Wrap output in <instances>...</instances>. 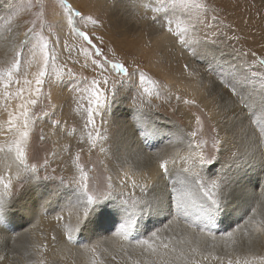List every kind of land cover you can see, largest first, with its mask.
Segmentation results:
<instances>
[{"label":"rangeland","instance_id":"rangeland-1","mask_svg":"<svg viewBox=\"0 0 264 264\" xmlns=\"http://www.w3.org/2000/svg\"><path fill=\"white\" fill-rule=\"evenodd\" d=\"M75 1L0 0V81L13 93L41 70L44 42L49 54L41 92L31 96L37 103L29 107L25 159L14 163L19 174L0 214V264H264V202L251 208L247 222V214L224 221L228 211L249 204L240 196L243 185L254 176L264 181V0ZM79 32L91 37L92 46ZM97 59L120 62L130 73L142 70L145 81L137 73L118 83L93 127L87 123L85 89L99 78ZM105 68L110 83L124 79L109 64ZM159 132L190 149L199 145L202 158L211 162L190 159L188 172L169 165L149 186L140 181L134 188L118 177L125 167L145 165L140 151L130 154L131 142ZM2 148L1 159L9 152ZM78 165L88 175L89 193L110 199L74 226L71 220H84L86 206L78 199ZM192 173L208 188L212 181L220 184L213 189L222 198L214 219L203 211L207 197L192 183ZM162 185L170 194L162 195ZM124 200L136 221L128 238L117 234ZM173 203V216L168 211L169 217L151 222ZM45 217L53 221L43 223ZM103 221L109 226L96 233Z\"/></svg>","mask_w":264,"mask_h":264},{"label":"bare ground","instance_id":"bare-ground-1","mask_svg":"<svg viewBox=\"0 0 264 264\" xmlns=\"http://www.w3.org/2000/svg\"><path fill=\"white\" fill-rule=\"evenodd\" d=\"M72 4L76 3L75 0H71ZM120 2V1H119ZM120 4V3H119ZM77 5V4H76ZM85 10V8H84ZM90 10V9H89ZM86 11V10H85ZM35 78H36V75L30 73L29 74V77H28V80H31L32 81V84L31 85H25L24 82H22L20 84V86L15 89L12 93V90H10L7 86V83H3L2 81H0V125H2V127H0V151L3 149L2 147L4 146L5 150H8V154L3 158L1 159L0 158V177H3L4 181L7 183V182H11V187H12V183H13V180L17 177V175L19 174L18 171H16V167L14 165V163L16 162V160H18L17 156H16V152H15V148L13 147L11 150H9L8 148V145H12L13 142L15 141V139L17 138V136H14L12 133H9L7 131V121H8V118H9V112H11L14 116H19V113L21 111V109L19 108V105L21 103H23L25 100H29L31 99V96L34 94V93H31L29 91V89L31 88H35L36 87V84H35ZM181 83H184V81H182ZM182 86H184L186 89H190L191 91H193L194 93H197V90L195 87L191 86V84L189 82H185L184 84H182ZM20 88H23L25 89L24 93L22 94V96H19L17 95V90L20 89ZM197 98V97H196ZM202 100V99H201ZM29 107H30V104L28 105V112H29ZM20 120H23V117H20ZM30 130V125L28 127V132ZM158 130V129H157ZM139 133V132H138ZM141 133V132H140ZM165 133V132H164ZM174 133V132H172ZM152 134V133H151ZM137 135V133H136ZM177 135V134H176ZM144 133H142L139 138L142 139V140H139V138L136 136H134V140H136V142H134V140H132V144L130 145L129 149H130V154H131V151L132 153H134V151H140L141 154L143 155V157L141 159L144 160V163L145 165L141 166V167H136V169H132L129 170L127 169V167L123 168V171L122 173L118 176V177H123L126 182L128 181V183L130 184H133V182L135 183H138L140 184V181H143L145 184H148L147 182L153 180L157 174H159L161 172V168H160V163L161 161L163 160H168L169 163H168V166L169 165H172V169H174V167H176V169L178 168H183L184 170L187 169V165L186 162H189L190 159H193V158H198L200 159L202 157V151L199 147H195L194 149H190L189 147H187V145L184 146L183 143H181V140L177 141L178 139H176L174 141L175 138H170L172 139V141H170V139L166 140L165 138L166 137H169L168 135L166 134H160L157 133L156 135L152 136L150 135V137H146V139H144ZM179 137V136H178ZM130 138V137H129ZM146 140V141H145ZM141 143H140V142ZM138 144L140 146H138ZM146 147V148H150V149H142V146L143 145ZM156 145V146H155ZM127 149V150H129ZM134 151H133V150ZM155 149V151L153 150ZM157 149H159L157 151ZM152 150V151H151ZM139 152V154H140ZM138 154V152H137ZM138 154V155H139ZM132 155V154H131ZM135 156V154H134ZM140 158V157H139ZM199 161V160H198ZM143 164V161L142 163ZM138 165V164H137ZM174 166V167H173ZM129 168V167H128ZM144 169V171H146L148 174L146 175V172L144 173L143 170L141 169ZM146 169V170H145ZM136 170V171H135ZM177 171V170H176ZM175 171V172H176ZM188 172V171H186ZM162 173V172H161ZM127 174V175H126ZM173 175V174H172ZM165 176V175H164ZM185 176V175H184ZM171 178V177H170ZM254 178H256L255 176L252 177V181L248 182V183H245L243 185V190L241 191L240 193V196L243 195V198H244V201H243V204L246 202V200L249 202V204L247 206H244L242 209H231L230 211H228L226 214L227 216L224 218V221L227 222L226 224L230 223V222H236L234 221L236 218H238V220L243 216L246 217L244 218L245 221L247 222L248 221V218H249V212L251 211V208L254 207V208H257V206L259 205V203L261 204L262 202H264V181H262V177L260 178H256L254 180ZM69 179V178H68ZM118 179V178H117ZM123 179V180H124ZM156 179V178H155ZM114 180V179H112ZM111 180V181H112ZM162 180V179H161ZM263 183L260 184L261 181ZM119 181H120V178H119ZM154 181V180H153ZM152 181V182H153ZM157 181V180H156ZM260 181V182H259ZM170 182V181H169ZM114 183V182H113ZM150 183V182H149ZM155 183V182H154ZM157 183V182H156ZM167 184V182H166ZM178 184V183H177ZM239 184H240V180H238L237 183H235L234 185L235 186H238L239 187ZM125 185V184H124ZM127 185V183H126ZM143 185V184H142ZM141 185V186H142ZM152 185V184H150ZM165 185V184H163ZM162 185V186H163ZM118 186V185H117ZM130 186V185H128ZM149 186V184H148ZM159 186V185H158ZM161 186V187H162ZM167 186V185H166ZM168 186H169V183H168ZM177 186V185H175ZM0 187L3 189V186L0 185ZM119 187V186H118ZM124 187V186H123ZM122 187V189H123ZM143 187V186H142ZM160 187V186H159ZM165 187V186H163ZM162 187V190H164L163 193L165 194H162V195H168V193L170 192L167 188L165 187L163 189ZM172 187L173 189V186H170ZM178 187V186H177ZM116 188V187H115ZM133 188V187H132ZM135 188V187H134ZM153 188V187H152ZM156 188V186H155ZM175 188V187H174ZM180 188V187H178ZM161 189V188H160ZM159 189V190H160ZM171 189V188H170ZM171 189V192L174 191L175 189L172 190ZM125 190V188H124ZM153 190V189H152ZM155 190V189H154ZM180 190V189H178ZM176 190V191H178ZM158 191V190H157ZM161 191H159L158 193H161ZM182 191V190H180ZM153 192V191H152ZM151 192V193H152ZM175 193V191H174ZM179 193V192H178ZM154 194V192H153ZM170 194V193H169ZM156 195V193H155ZM161 195V197H162ZM172 195V194H171ZM175 195V194H174ZM173 195V196H174ZM177 195V194H176ZM172 196V197H173ZM159 197V198H161ZM151 198V197H150ZM174 198V197H173ZM177 197H175V200H176ZM154 199V198H153ZM165 199V197H164ZM172 199V198H171ZM156 200V199H155ZM64 201V200H62ZM165 202V200H163ZM158 202V201H157ZM159 203V202H158ZM170 203L169 201L164 203V204H168ZM178 203V202H177ZM176 204V203H175ZM161 205H163V203H161ZM159 204V206H161ZM170 206H172V209L170 208ZM176 205H174V203L172 205H169V208H163V210H160V212L156 215L155 217L152 219L151 222H155V221H159V220H162L163 218H165L166 216L169 217L168 215V211H169V214H170V217L171 215L173 216V213L176 211ZM157 207V206H156ZM166 207V206H165ZM168 207V205H167ZM49 208V211H51L52 207L48 206ZM47 208V209H48ZM135 208V207H134ZM138 208V207H137ZM136 208V209H137ZM45 209V210H47ZM156 209V208H155ZM173 210V211H172ZM134 211V210H133ZM52 212V211H51ZM68 212V211H67ZM71 212V210L69 211ZM110 212V211H109ZM184 212V211H183ZM191 212V211H190ZM49 214V213H48ZM57 214V212H56ZM107 214V213H106ZM178 214V213H177ZM65 215V214H64ZM67 215V213H66ZM26 216H30V213L26 214ZM70 216V215H69ZM92 216V215H90ZM25 217V215H24ZM53 217V216H52ZM100 217V216H99ZM123 217V216H122ZM176 217V216H175ZM198 217V216H197ZM207 217V216H206ZM46 218V217H45ZM151 218V217H150ZM174 218V217H173ZM172 218V221H174ZM167 219V218H166ZM170 220V219H169ZM176 220V219H175ZM182 220V219H181ZM237 220V219H236ZM237 220V221H238ZM43 223H50L52 222V218L48 217L46 219H43L42 220ZM73 221V224L72 225H76V223L80 222V219H74V220H71ZM143 221V220H142ZM171 221V222H172ZM240 221V220H239ZM162 222V221H161ZM165 222V221H164ZM170 222V221H168ZM170 222V223H171ZM246 222H243L240 224V226H243L242 224H245ZM38 222L35 221L34 222V225H36ZM112 223V222H111ZM174 223V222H173ZM180 223V221H179ZM210 223V222H209ZM224 223V222H223ZM64 224V223H63ZM62 224V225H63ZM109 223L107 222V224L105 223V221H103L102 225L95 231L96 233H100L99 231H102L104 230L105 227L109 226L108 225ZM158 224V223H157ZM169 224V223H168ZM177 224V222H176ZM197 224V223H196ZM225 224V223H224ZM223 224V225H224ZM258 223L256 222L254 224V227L257 225ZM208 225V223H207ZM29 226V225H28ZM31 226V225H30ZM89 226V225H88ZM120 226V225H119ZM142 226V225H141ZM149 226V225H148ZM175 226V225H174ZM211 226V225H210ZM234 226V225H233ZM239 226V225H238ZM239 226V227H240ZM12 227V226H11ZM33 227V224L30 228ZM39 227V226H38ZM92 227V226H91ZM118 227V226H117ZM193 227V226H192ZM119 228V227H118ZM117 228V229H118ZM143 228V227H142ZM204 228V227H203ZM29 229V227H28ZM140 229V228H139ZM160 229V228H159ZM258 229V227H257ZM70 230V229H69ZM145 230V229H143ZM223 230V229H222ZM72 231V230H71ZM94 230H92L93 232ZM115 231V230H114ZM157 231V230H156ZM27 232V231H26ZM26 232L24 231L23 233L26 234ZM91 232V231H90ZM112 232V231H111ZM117 232V230H116ZM155 232V231H154ZM210 232V231H209ZM115 233V232H114ZM113 233V235H114ZM142 233V232H141ZM157 233V232H155ZM33 234V233H32ZM35 234V233H34ZM116 234V233H115ZM27 235V234H26ZM25 235V236H26ZM112 236V234H110ZM109 235V236H110ZM117 235V234H116ZM114 235V236H116ZM102 236V235H101ZM113 236V237H114ZM132 236V235H131ZM96 237V236H95ZM98 237V235H97ZM111 237V238H113ZM107 238V237H106ZM109 237V239H111ZM128 238V237H127ZM35 239V238H34ZM96 243V242H95ZM78 249V248H77ZM39 251V250H38ZM7 259V258H6ZM6 261V260H5ZM2 262V261H0ZM36 262H38L36 260ZM7 263V262H6ZM5 263V264H6ZM25 264V263H24Z\"/></svg>","mask_w":264,"mask_h":264},{"label":"snow or ice","instance_id":"snow-or-ice-1","mask_svg":"<svg viewBox=\"0 0 264 264\" xmlns=\"http://www.w3.org/2000/svg\"><path fill=\"white\" fill-rule=\"evenodd\" d=\"M61 3H63V0H61ZM198 7H203V5H199ZM69 11L71 9L69 8ZM33 30L30 29L29 32H32ZM79 35L83 38L84 41H86L90 46H92V40L91 37L86 32H79ZM181 43H185L183 36H181ZM47 42H44L43 45H41V52L43 55V63L41 70L36 75L35 78V88L29 89L31 93H34L35 95H39L41 92V87L44 84V77L47 74L48 70V61H49V54L47 52ZM96 53L99 55L101 54V50L97 47ZM35 55V53H34ZM54 60L55 57H52ZM105 63L109 64L113 70H115L117 73L122 74L124 79L120 81L112 80L110 83V78L107 75H104V73L107 71L105 68ZM93 64L97 66L101 72L99 75V78L92 79L91 83L87 86L85 91L89 93L88 95V108H87V123L95 127V116L102 114L104 110L107 109V107L110 106L111 100L114 99L116 90H117V84H124L127 80H130L133 76H135L137 73L139 74L141 82L145 81L144 74L142 70L134 69L131 73L128 71V69L120 62L117 61H104L102 62L100 59L94 60ZM14 67L16 69H19L20 67V61L17 60L14 64ZM69 74L71 75V70H69ZM10 75V74H9ZM224 82V81H222ZM19 83V81H17ZM150 83H154L151 82ZM25 85H31L32 81L25 78L24 80ZM25 89L20 88L17 90V95L22 96ZM147 91V89H145ZM233 92H235V88H233ZM109 93H111V98L109 97ZM187 103H192V101H186ZM37 103V99H29L25 100L23 103L19 105V108L21 109L19 116H14L11 112H9V118L7 121V131L9 133H12L14 136H17L15 141L12 145H8L9 150H11L13 147L15 148L16 156L19 160L23 161L25 159L26 154V148H27V141H28V127H29V119H28V105H35ZM20 117H23V120H20ZM197 121L199 122V117H197ZM87 126V125H86ZM2 127V125H0ZM261 136L264 137V128L261 129L260 132ZM193 136L196 135V132L192 133ZM43 139V137H41ZM199 147V145H197ZM215 147V144L213 145ZM79 157H77L78 159ZM211 161L205 160L204 158H200V164L204 165L207 163H210ZM46 163V162H45ZM168 160H163L160 163V168L167 173L168 172ZM80 167V179H79V187L82 192V197H78V199L81 200V202H85L86 206L83 210L84 220L80 221L81 224H84L87 221V218L95 212L96 208L100 207L104 204V201L106 199H110V194H105V196L100 198H95L92 194L89 193L88 188V175L83 170L81 166ZM33 171H35V166H33ZM185 171H188V169H185ZM127 175V174H126ZM193 179L192 183H194L198 190L200 192H203L204 196L207 197V204L203 208L204 213L208 216L209 219H214L215 215L221 211V202L222 198L218 196L213 189H219L220 184L217 181L211 182V187H206L203 183L200 182L199 174L198 173H192L191 174ZM44 179H47L45 177ZM0 185L3 186V190L0 191V214L6 213V209L8 206V200L7 198L12 195L11 192V182H5L3 177H0ZM133 187H135V182H133ZM137 202H134V204ZM121 204L125 206V218L123 219L122 223L119 226V230L117 234H123L125 237L130 235L131 230L135 227L136 221L132 217L135 215V213L127 207L128 201L124 200L121 201ZM181 209V205L177 204V210ZM155 235V233H153ZM230 236L231 233H228ZM72 237L69 236V239ZM165 248H167V245H164ZM195 252V249H193ZM262 261H264V257L260 258ZM196 264V262H194ZM229 264H232L231 261H229ZM237 264H240L239 261H237ZM244 264H251V261L245 260Z\"/></svg>","mask_w":264,"mask_h":264}]
</instances>
